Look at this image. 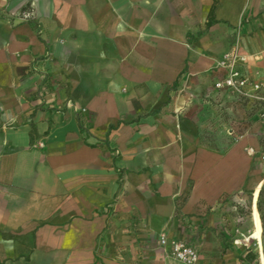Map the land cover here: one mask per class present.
<instances>
[{"label": "crops", "instance_id": "1", "mask_svg": "<svg viewBox=\"0 0 264 264\" xmlns=\"http://www.w3.org/2000/svg\"><path fill=\"white\" fill-rule=\"evenodd\" d=\"M235 43L264 82V0H0V264H251L215 230L264 179V101L212 89Z\"/></svg>", "mask_w": 264, "mask_h": 264}, {"label": "rangeland", "instance_id": "2", "mask_svg": "<svg viewBox=\"0 0 264 264\" xmlns=\"http://www.w3.org/2000/svg\"><path fill=\"white\" fill-rule=\"evenodd\" d=\"M258 109L259 107L257 105H251V126L258 125L264 128V118L258 115ZM229 121L230 119L224 118L226 127L229 126ZM239 121V124H243V120ZM209 136L214 135L209 134ZM221 136L225 140L228 139L225 130H223ZM260 137V154L262 161H264V134H261ZM262 186H264V179L259 181L252 195L245 193L234 198L223 200L218 207L221 226L215 225L216 231H232L237 242L241 244L245 243L247 246L246 249L251 250V255L253 256V262L251 264H264V233H262L259 215L256 209L257 196L254 194L255 191L261 190ZM235 247L240 248L238 245ZM258 248L260 249L261 263ZM220 251L222 250H218V252Z\"/></svg>", "mask_w": 264, "mask_h": 264}, {"label": "built area", "instance_id": "3", "mask_svg": "<svg viewBox=\"0 0 264 264\" xmlns=\"http://www.w3.org/2000/svg\"><path fill=\"white\" fill-rule=\"evenodd\" d=\"M31 17L29 11L21 14V21H27ZM246 57L239 52V45L235 43L231 50L224 53L214 64V68L222 71L223 76L217 80L212 89L215 91H224L229 96L237 98L242 102L247 101H264L260 93L264 91V82H255L249 79L242 71ZM85 112L84 109H80ZM260 117L264 118V110L261 111ZM249 153L254 154L252 149ZM159 245L169 247V255L175 261L181 264H197L198 254L195 249L182 241L167 240L165 236L159 237Z\"/></svg>", "mask_w": 264, "mask_h": 264}, {"label": "trees", "instance_id": "4", "mask_svg": "<svg viewBox=\"0 0 264 264\" xmlns=\"http://www.w3.org/2000/svg\"><path fill=\"white\" fill-rule=\"evenodd\" d=\"M25 11L26 8L24 9ZM254 194L257 196L256 209L259 215L261 230L264 233V186H262L261 190L255 191Z\"/></svg>", "mask_w": 264, "mask_h": 264}]
</instances>
